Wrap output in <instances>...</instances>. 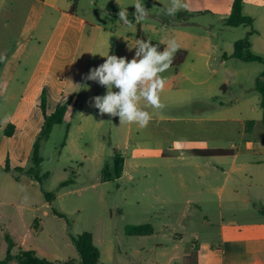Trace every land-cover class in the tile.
<instances>
[{
	"label": "rangeland",
	"instance_id": "374dc122",
	"mask_svg": "<svg viewBox=\"0 0 264 264\" xmlns=\"http://www.w3.org/2000/svg\"><path fill=\"white\" fill-rule=\"evenodd\" d=\"M69 1L79 3L81 15L88 16L108 31H103L96 42L89 70L101 65L105 59L101 55L108 52L131 60L135 49L129 51V46L134 47L137 39L150 40L163 47L169 39H175L180 46L194 49L196 42L185 33L205 35L217 46L207 50L215 57L233 51L235 43L254 29L264 33V23L248 9L243 14L256 19L254 28L232 27L227 20L220 19L222 15H231L233 0H215L219 8L215 14L204 10L194 13L195 8L189 7L174 17L164 14L171 0H142L149 14L141 22L129 11L136 0ZM11 2L9 0L8 4ZM66 2L61 0V5L65 6ZM109 5L114 10L106 9ZM120 8L128 9L131 27L119 20ZM53 22L55 45L62 26L57 18ZM140 24L143 36L139 35ZM9 35L11 46L17 40L16 29ZM256 49L264 53L258 45ZM213 63L217 67L218 62ZM173 66L161 75L166 78L174 73L169 71ZM226 68L246 70L249 77L242 90L238 85H231L228 97L219 100L228 105H241L242 102L255 106L260 98L256 80L264 72V64L233 59ZM186 75L191 77L189 73ZM171 85L172 81L167 82L161 94L165 107L162 110L146 108L152 120L140 128L135 124L121 125L118 117L101 116L98 109L91 106V98L104 95L106 88L85 80L79 96L69 105L64 122L54 127L49 138L40 141L39 157L43 163L36 171L40 178L38 188L53 195V209L65 217L50 215L46 218L39 213L38 230L43 229V233L38 244L46 251H53L52 244L46 240L52 237L59 247L50 254L49 261L79 260L70 237L90 232L104 264H169L170 261L171 264H222L223 229L241 233V180L229 193L223 192L221 175H208L213 159L196 154L188 146L208 144L212 147L219 141L220 146L238 153L243 129L239 121L216 123L209 120L207 104L212 99L205 86L196 87L192 82L183 81L175 87L178 89L169 90ZM12 105L4 103L0 97V126L4 125L6 115L16 110ZM258 128L257 137L260 145H264V125L261 123ZM5 140L8 141L0 129V167L4 165L1 159L7 147ZM160 147L166 150L161 155L157 153ZM169 147H176V150L170 151ZM228 160L224 165L228 169L241 164V159L235 164L232 158ZM16 183L12 175L0 172V184H3L0 201L4 202L0 206V228L4 231H0V259L8 253L5 234L18 243L13 237L19 224L17 218L8 228L3 227L10 215L19 213L16 205L12 206L19 196L14 188L19 187ZM147 224L154 230L151 236H132L127 231L131 226ZM19 225L25 229V220L21 219ZM29 236L32 241L33 234Z\"/></svg>",
	"mask_w": 264,
	"mask_h": 264
},
{
	"label": "crops",
	"instance_id": "0c3cea01",
	"mask_svg": "<svg viewBox=\"0 0 264 264\" xmlns=\"http://www.w3.org/2000/svg\"><path fill=\"white\" fill-rule=\"evenodd\" d=\"M184 2L188 4V8H195L194 13H201L204 10L215 14L219 10L215 0H184ZM8 3L9 0H0V16L5 13L0 23V56L3 57L0 60V97L4 103L13 104L16 110L8 113L4 125L0 126L4 135L9 124L15 127L11 136L5 135L8 141L5 140L7 147L1 159L4 165H1L0 172L12 175L20 188L14 187L19 196L17 202L12 205H16L19 213L17 215V212H14L10 215L9 220L3 223V227L11 226L16 218L19 224L20 220L24 219L26 228L18 224L14 230L13 237L15 236L18 241L15 243L14 251L17 252L14 255H17L19 249L34 251L38 257L49 261L50 254L59 247L52 237L46 240L52 244L53 251H46L38 244L43 233V229L38 230L39 213L42 212L46 218L56 215L52 212V205L46 200V193L38 188L37 180L26 173L17 172V169L27 168L34 144L43 130L45 124L43 96L47 101L48 115L53 114L61 104L68 103L69 110V105L79 96V91L85 82L84 77L88 74L96 42L101 38L103 31H108L106 27L95 23L88 16L81 15L77 2L73 4L72 1L67 0L65 6L61 5V0H12L10 4ZM93 4L95 5L96 2ZM106 9L112 11L114 7L109 5ZM247 9L250 14H257L262 24L264 23V0H245L243 11ZM129 11L134 14L135 8L130 7ZM54 18H57L59 25L62 26L55 45L52 38ZM228 18L229 15L220 17L223 21ZM253 19L252 28L257 25L256 19ZM12 29H16L17 40L9 46L7 38ZM252 32L253 35L250 37L252 51L264 58V53L256 49V45L264 49V33L255 29ZM139 35L143 36L142 24ZM185 36L191 41L194 40L196 45L194 49L184 45L179 47L175 56L180 51H185L187 56L181 65H174V69L169 70L174 72L166 77L167 82L172 81L169 90L178 89L175 87L183 81L192 82L196 87L205 86L208 89L209 99H212L207 104L209 120L216 123L239 121L243 129L241 150L238 153L232 151L231 156L211 157L216 163L210 162L211 171L208 174L221 175L224 184L222 190L228 193L230 188L236 183L239 184L241 180V233L223 229L221 262L222 264H264V145H260L256 134L264 118L261 96L255 106L242 102L241 105H228L220 101V98L228 97L231 85H238L242 90L249 77L246 70L231 71L226 68V64L233 60L231 56L235 45L233 51L213 57L211 53H207L210 48H217L211 44V38L189 33H185ZM253 37L255 39L252 41ZM189 59L192 60L188 66ZM213 62H218L217 67ZM187 73L191 77H188ZM260 78L261 76L258 77ZM250 122H253V125H249ZM262 141L264 142V139ZM219 144L222 143L216 141L212 147L208 144H190L188 149L194 152L227 150ZM169 150L175 151L176 147H169ZM165 151L164 147H160L157 153L161 155ZM228 158L233 159V164L241 159V164L237 168L232 165L231 169H228L224 167L228 164ZM6 168L10 171H6ZM1 187L3 184H0ZM25 196L27 199L24 201ZM3 204L4 202L0 201V206ZM246 219H252L257 223L246 222ZM0 231L4 232L2 228ZM30 234H33L32 241H29ZM6 236L5 234L4 237ZM70 242L72 243V240ZM178 247L176 245L174 248ZM75 251V254L78 253L76 248ZM56 263L67 264L66 261H56ZM10 264L17 263L13 261Z\"/></svg>",
	"mask_w": 264,
	"mask_h": 264
},
{
	"label": "clouds",
	"instance_id": "9594fccd",
	"mask_svg": "<svg viewBox=\"0 0 264 264\" xmlns=\"http://www.w3.org/2000/svg\"><path fill=\"white\" fill-rule=\"evenodd\" d=\"M133 6L134 19L137 22L145 20L149 9L142 0H136ZM182 9H188L184 0H171L164 14L174 17ZM128 14V9L120 8L118 17L125 25L131 27L132 22L128 19ZM179 47L175 39H169L163 50L150 40L137 39L134 47L129 46V51L135 49L131 60L125 56L109 55V52L107 55H101L105 58L104 62L91 68L84 77L85 80L106 88L104 95L91 98V106L98 109L101 116L118 117L121 125L135 124L140 128L146 127L152 120V114L146 108L162 110L165 107L161 94L167 78L161 74L171 67ZM2 59L0 56V60Z\"/></svg>",
	"mask_w": 264,
	"mask_h": 264
},
{
	"label": "trees",
	"instance_id": "16d2710c",
	"mask_svg": "<svg viewBox=\"0 0 264 264\" xmlns=\"http://www.w3.org/2000/svg\"><path fill=\"white\" fill-rule=\"evenodd\" d=\"M244 2L245 0H233L232 12L229 18L227 19V23L230 26L253 27L254 19L243 14ZM252 35L253 32L249 33L246 38L239 40L235 43V50L231 58L241 60L247 63L264 64V58L260 55L255 54L252 51V43L250 39ZM153 44L157 45L160 50H163V46L155 43ZM186 56L187 53L185 51L178 52L173 60V64L181 65L186 59ZM256 89L260 93L261 107L264 111V72L262 73L261 78L258 79L256 83ZM46 106L47 101L45 96H43L42 108L45 115V124L43 130L34 144L29 165L27 166V168L17 169V172L26 173L38 181H40V178L38 177L36 171L38 170V168H40L41 164L43 163V159L39 157L40 141L42 139L49 138L54 127L57 125H61L64 122L65 116L68 111L67 105L61 104L53 114L48 115L46 111ZM249 125H253V122H250ZM14 129L15 127L12 124H9L5 130V135L11 136ZM195 153L207 157L231 156L233 154V152L230 150H196ZM6 171H10L9 168H6ZM45 177H47V175H45ZM70 182L72 181L70 180ZM45 197L47 202L53 205L55 200L53 195L46 193ZM53 212L56 216L60 218H65L62 214L58 213L54 209ZM127 231L129 235L132 236H151L154 230L151 225L147 224L140 226H131L127 229ZM5 239L8 246V253L5 258L0 259V264H10L13 261L18 262L19 264H56L55 262H51L38 257L34 251L19 249L17 255H14L13 251L16 248L15 242L9 235H7ZM71 240L79 254V260H71L67 262V264H104L101 261V251L95 245L94 236L92 233L85 232L76 236L71 235Z\"/></svg>",
	"mask_w": 264,
	"mask_h": 264
}]
</instances>
